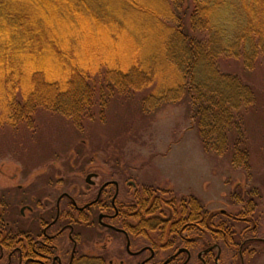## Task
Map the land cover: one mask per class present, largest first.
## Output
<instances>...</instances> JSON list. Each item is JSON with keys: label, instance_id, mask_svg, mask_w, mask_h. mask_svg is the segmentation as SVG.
I'll list each match as a JSON object with an SVG mask.
<instances>
[{"label": "trees", "instance_id": "obj_1", "mask_svg": "<svg viewBox=\"0 0 264 264\" xmlns=\"http://www.w3.org/2000/svg\"><path fill=\"white\" fill-rule=\"evenodd\" d=\"M262 56L264 0H0V122L29 126L42 109L78 127L112 106L151 119L183 104L205 152L246 169L256 97L222 68L233 63L247 76ZM190 201L180 225L206 230L201 202Z\"/></svg>", "mask_w": 264, "mask_h": 264}, {"label": "rangeland", "instance_id": "obj_2", "mask_svg": "<svg viewBox=\"0 0 264 264\" xmlns=\"http://www.w3.org/2000/svg\"><path fill=\"white\" fill-rule=\"evenodd\" d=\"M222 71L238 74L256 97L255 108L246 120L248 168L232 166L227 154L218 157L205 152L183 104L166 106L151 119L115 104L107 108L103 121L86 119L78 127L61 115L40 109L31 117L29 126L0 122V190L21 187V196L9 195L11 205L17 207L15 215L19 216L24 204L33 207L30 189L34 184L42 192L48 189L47 199L53 208L62 193L79 203L93 200L99 186L110 179L123 182L124 195L120 199L128 201L136 192L135 188L125 186L131 178L139 194L140 187L149 184L159 190L160 199V208L143 216L145 220L157 216L153 220L157 226L137 230L136 236L129 237L132 252L150 246L155 250L152 264H161L182 248L169 244L170 229L183 218L178 207L180 202L193 196L204 208L202 220L213 229L212 243L219 249L229 244L217 264H264V245L256 241L246 246L239 256L242 240L264 239V56L247 76L233 63ZM88 175L97 176L91 179L94 185L85 183ZM38 195L45 194L38 191ZM174 198L178 213L170 206ZM33 209V212L37 210ZM65 212H71L63 214L72 217L71 221L79 219L69 208ZM129 212L136 214L137 209ZM38 214L24 210L19 217L22 226L36 224L33 221L43 224L41 218L45 216ZM96 219L89 214L81 223ZM127 222L137 227L140 219L127 218ZM221 222L223 228H217ZM68 223L69 219L61 220L62 225ZM220 229L225 233L229 229V232L222 238L216 233ZM80 230L85 231L78 241V256L101 257L105 264H140L148 256L146 252L129 256L124 237L97 224ZM204 237L210 239V236ZM61 243L68 258L72 249L68 232L63 234ZM217 248L213 249L214 258ZM196 258L194 254L190 264H200ZM207 264L214 262L210 258Z\"/></svg>", "mask_w": 264, "mask_h": 264}, {"label": "flooded vegetation", "instance_id": "obj_3", "mask_svg": "<svg viewBox=\"0 0 264 264\" xmlns=\"http://www.w3.org/2000/svg\"><path fill=\"white\" fill-rule=\"evenodd\" d=\"M92 178H97V176L94 175L91 179ZM91 179L90 183H87L85 179V183L94 185V182H92ZM130 180L125 182V186L131 187L132 189L135 188L134 190L136 192L132 193L128 201L120 199V195H124L122 189L123 182L120 183L121 181L110 179L99 186L93 200L79 203L75 199L62 193L58 197L56 205L53 208L50 207V202L47 199L49 198L47 197L48 189L42 192L39 187L35 188L34 184L30 189L32 198L29 196L33 201V207L24 204L23 208L19 211V216L15 215L16 206L11 205L12 202L9 200V195L14 194L21 196L19 193L21 192V187L17 185L16 187H7L0 190V263L63 264L65 260L66 263L64 264H71L75 258L78 257V241L84 237L85 230L80 229L85 228L86 225L91 227L93 224H97L98 227L105 228L123 236L125 239V250L129 256L137 257L146 252L148 253V256L143 259L140 264H152L155 258V250L150 246H145L138 251L132 252V240L129 237L136 236L135 232L137 230H149L144 224L157 219V216H153L152 219L149 218L145 220L143 216L150 215L151 213L153 214L160 208V199L157 196L159 190L153 189L152 185L145 184L140 187L142 190H140L141 193L139 194L136 182ZM38 191L40 194L43 193L45 195L39 196ZM49 193L51 192L49 191ZM35 194H37L38 197H35ZM191 199L196 198L189 196L187 201L183 200L180 202V205L178 206L180 214L182 208L188 206ZM17 202H19V200ZM172 202L170 206L174 208V203L176 204L175 198L172 199ZM33 208H36L37 210L33 212ZM68 208L70 211L78 214L79 219L71 221L72 217L67 215L63 216L64 213H71L65 212ZM134 208L137 209V213H130L129 211L134 210ZM8 209H10V211H8ZM38 209L41 210L39 214L37 213ZM24 210H28L31 214H38V216L43 214L45 216L41 218L43 224L38 225L36 221H33L36 224L33 223L22 226L19 217H22ZM174 212L178 213L175 208ZM89 214L96 216V221L90 220L86 224L81 223L82 218L83 220H86ZM127 218H139L140 222L137 224V227H135L132 223L127 222ZM63 219H69V223L62 225L61 220ZM181 220L182 219L180 218L176 223L172 224V228L176 226L179 230L176 231V235H174L175 233L173 232L171 233L172 239L169 244L174 243V246L180 245L182 248L177 249L170 258L166 259L161 264H190L195 253L193 250L189 249V247L196 243H199L204 247L200 252L198 251L199 253L196 252V259L199 263L207 264L208 259L211 258L215 264H217V261L222 255V249L217 248V246L212 243L214 238L213 229L210 228L208 224H206V230L188 223L181 226ZM240 221L245 220L242 219ZM193 227H195V230ZM188 230H191V232H188ZM254 230L251 231L252 234ZM65 232H68V241L72 245L68 258L63 250V243H61L62 236ZM205 235L210 236V239L208 240L207 237L205 239ZM255 241L256 243L258 242L259 244L264 245V239L262 238H249L242 240L240 244L242 249L239 256H242L241 253L246 246L248 247L249 244ZM214 248L218 249L215 258L212 256ZM181 249H184V251L175 255ZM182 256L184 257V260H182ZM216 258L217 261H215Z\"/></svg>", "mask_w": 264, "mask_h": 264}, {"label": "water", "instance_id": "obj_4", "mask_svg": "<svg viewBox=\"0 0 264 264\" xmlns=\"http://www.w3.org/2000/svg\"><path fill=\"white\" fill-rule=\"evenodd\" d=\"M91 177H93V176H92V175H88V176L86 177V182H87V183H90V179H91ZM127 246H128V242H127ZM181 251H184V249L179 250L175 255H178ZM215 261H217V258L215 259Z\"/></svg>", "mask_w": 264, "mask_h": 264}]
</instances>
